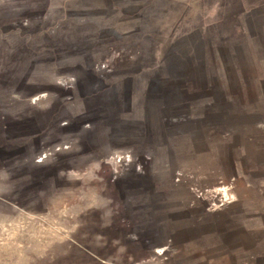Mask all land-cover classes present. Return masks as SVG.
Wrapping results in <instances>:
<instances>
[{"label": "rangeland", "instance_id": "obj_1", "mask_svg": "<svg viewBox=\"0 0 264 264\" xmlns=\"http://www.w3.org/2000/svg\"><path fill=\"white\" fill-rule=\"evenodd\" d=\"M264 264V0H0V264Z\"/></svg>", "mask_w": 264, "mask_h": 264}, {"label": "crops", "instance_id": "obj_2", "mask_svg": "<svg viewBox=\"0 0 264 264\" xmlns=\"http://www.w3.org/2000/svg\"><path fill=\"white\" fill-rule=\"evenodd\" d=\"M249 264H259V263L256 261H253V262H250Z\"/></svg>", "mask_w": 264, "mask_h": 264}]
</instances>
